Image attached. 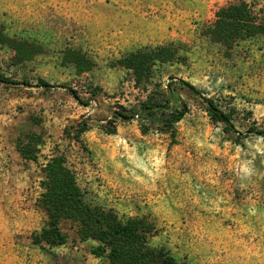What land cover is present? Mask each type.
<instances>
[{"label":"rangeland","instance_id":"374dc122","mask_svg":"<svg viewBox=\"0 0 264 264\" xmlns=\"http://www.w3.org/2000/svg\"><path fill=\"white\" fill-rule=\"evenodd\" d=\"M241 2L264 26V0H0V40L14 42L0 44L10 82L0 83V264H108L70 221L57 260L33 243L48 223L43 168L55 156L86 202L154 222L152 247L186 264H264V34L232 47L208 34L219 9ZM168 45L178 59L141 85L118 64ZM79 53L84 68L72 63ZM176 108L187 113L171 127ZM19 140L39 142L35 161Z\"/></svg>","mask_w":264,"mask_h":264},{"label":"trees","instance_id":"16d2710c","mask_svg":"<svg viewBox=\"0 0 264 264\" xmlns=\"http://www.w3.org/2000/svg\"><path fill=\"white\" fill-rule=\"evenodd\" d=\"M209 36L213 41L227 47H232L239 40L264 34V26L257 22L251 7L246 2L230 4L216 13V20L209 28ZM0 40V44L7 43L14 48L11 40ZM16 43V42H15ZM72 63L78 68H84L87 63L84 54H72ZM178 59V49L172 45L148 48L127 54L118 61L119 66L129 70L134 75L137 84L150 81L154 68L158 64L173 63ZM0 83H10L0 78ZM182 87L197 95L205 105L210 117L223 123L228 130L237 131L229 117L215 105V103L200 95L198 90L186 82L181 81ZM41 88H54L47 82L40 80ZM69 93L79 100L76 91L69 89ZM173 101V99L170 100ZM153 108L148 104L142 106V111L151 113ZM186 109L177 110L171 114L168 123L175 125L186 115ZM118 118L130 121L133 118L119 113ZM88 130L84 124L80 133ZM259 135H264L260 132ZM39 142L18 141L17 151L26 160L35 161V153ZM45 180L42 183L43 194L40 205L45 211L47 226L34 236L33 243L54 259L59 256L51 249L65 245L67 237L61 230V224L70 221L79 227L78 235L82 241L92 240L98 243L92 249V254L98 258H106L108 264H186L170 254L164 248L152 247L150 241L155 237L157 228L154 222L146 217L121 218L113 210L102 206H93L86 202L84 193L77 184L74 173L67 167L63 156H55L47 161L43 168Z\"/></svg>","mask_w":264,"mask_h":264}]
</instances>
